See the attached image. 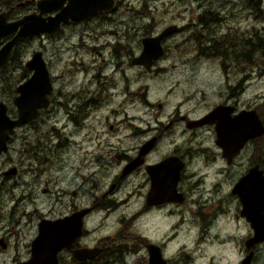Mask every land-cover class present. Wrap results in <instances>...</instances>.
Wrapping results in <instances>:
<instances>
[{
	"label": "rangeland",
	"instance_id": "obj_1",
	"mask_svg": "<svg viewBox=\"0 0 264 264\" xmlns=\"http://www.w3.org/2000/svg\"><path fill=\"white\" fill-rule=\"evenodd\" d=\"M24 1L15 0L11 6ZM116 1L117 6L112 13L97 15L85 23L76 21L65 27L63 32L56 37L40 34L31 35L27 37L28 39L22 38L15 49L17 55H14L9 66L0 75V101L7 105L9 114L16 112V107L12 102L17 95L15 88L30 75L31 70L25 67V63L35 51L43 53L55 87H57V77L65 75L72 78L67 89L77 90L80 83L87 77L86 74L94 75L99 70H101L102 78L90 89H95L97 84L101 88L103 76H106L111 83L104 91L106 97L103 104H100V99H98L92 106L91 126L86 127L85 125L83 129L77 130L72 123L65 125L64 134L60 136V139L64 137L67 141L63 142L61 151H54L52 159L47 163L48 168L52 169L48 170L45 177L34 179L31 182L32 176L29 177L27 174L22 175L20 179H15L12 186L11 182L3 183L0 192V238L5 237L9 243L5 249L0 246V264H8L13 256L19 257L23 253L29 252L28 242L35 234V226H37L39 217L50 213L52 208L58 207L57 200L62 198L69 201L70 196L66 195L67 192H73L83 181V175L89 169L82 166V160L85 159L87 150L91 146L90 135L94 134L92 132L94 129L98 132L101 128H105L107 123L115 125L121 123L120 127L126 129L134 127L138 123L137 117L139 116L143 119L141 123L139 121V124L144 125L145 122H150L151 112L154 116L159 112L166 116L175 107V104L183 101L186 102L182 106L183 111L195 108L194 113L200 114L221 100L220 93L223 91L225 83V72L222 65L216 58L198 56L197 47L191 43L193 39L201 35L244 38L246 35H252L255 30L264 33V15L256 16L255 10L252 9L253 2L245 3L246 0ZM11 6L7 7L0 1V13ZM33 10H35V5L32 4L18 8L10 20H15ZM206 12L218 13L220 23L200 25L198 19ZM132 16H137V23L148 31L160 32L166 26L176 24L179 31L168 37L164 55L157 61L161 66L173 62L186 63L189 66L183 68V71L157 73L159 77H162L161 80H164L162 82L161 80H152V75L156 73L144 75L139 68H133L127 72L114 71L113 64L127 63L123 59V54L119 55L112 49L100 52L97 49H100L102 44L111 39H120V32L125 28L118 21L120 19L128 20ZM145 30H141L140 34L145 35ZM140 34L135 37L130 32L129 38L138 42ZM3 44L4 41H0V47ZM135 52H138V49ZM252 62L253 67L252 65L247 66L244 73H240L233 64L234 68L228 71L229 82L237 85L240 104H253L264 121V60L262 57L253 56ZM244 76L246 78L240 85ZM98 91L96 89L93 95ZM58 96L56 92H51L49 98L53 102ZM62 97L70 101L72 96L63 95ZM145 100L150 103V106ZM158 103L163 105L161 110L158 108ZM103 115L105 117L102 124ZM124 116L127 118H123ZM65 117L62 110L54 104L43 109L39 117L34 120L33 125L31 124L29 127L35 125L40 131L45 129L48 132L53 125H60ZM29 127L25 129L28 130ZM23 131L20 130L19 133ZM37 139L39 137L35 140ZM128 141L134 142L133 139H128ZM57 142L59 140H55V143ZM28 143L32 144L33 141ZM263 144L264 137L256 141L254 149L252 145L248 146L245 154L238 158L240 172L248 164L247 156L252 150L254 152L252 159H255L257 154L255 160L264 170ZM13 145L18 146L20 142L15 141ZM21 148L19 147L18 150L20 151ZM258 148L260 152H257ZM11 154L16 159L17 152L12 151ZM4 159L5 157L0 161L1 164ZM19 159L24 160L25 165H28L26 156L22 155ZM35 163L33 162V164ZM77 163L78 167L75 169ZM80 166L82 167L80 168ZM78 168L80 169L78 170ZM113 169L114 167L110 168L111 173ZM89 184L90 181L82 186L80 184L79 188H81L77 190L78 197L83 203L89 199L91 188L87 189ZM231 186V182L223 181L220 193L211 198L213 202L220 201L224 205L233 204L231 211L223 215L207 211L205 228L202 229L204 230L203 234H201L202 230L198 229L199 227L196 230H188L184 227L172 231L174 238L167 247L170 264H239L245 257L248 250L244 242L252 235L253 231L249 222L240 214L239 199L237 201L234 197L229 196ZM21 188L25 190L26 195L17 200ZM136 188L137 182L126 181L117 193V198L131 193L128 195L127 202L120 205L103 221L99 220L100 215H95L94 220L89 221L91 225L98 224L99 226L101 224L91 233L95 240L103 235L113 236L119 226L120 217L125 218L126 221L129 220L136 208L137 196L134 193ZM43 189L46 191L43 192ZM10 191L13 193L10 194ZM196 221L198 225L201 223L200 219ZM128 232H130L129 236H131V232H134L133 220L132 227ZM134 244V241L129 242L127 246L130 248L117 255L111 264H137L135 252L131 250ZM254 250L250 264H264V243L257 245ZM188 253H194L192 254L194 259L185 258Z\"/></svg>",
	"mask_w": 264,
	"mask_h": 264
},
{
	"label": "flooded vegetation",
	"instance_id": "obj_2",
	"mask_svg": "<svg viewBox=\"0 0 264 264\" xmlns=\"http://www.w3.org/2000/svg\"><path fill=\"white\" fill-rule=\"evenodd\" d=\"M116 2L109 11L99 12L86 21L100 14L112 13L116 9ZM30 4L34 5L33 3ZM28 5H24V7ZM203 18V16L199 17L198 23L203 21ZM116 20L114 21L117 22ZM75 22L70 21L68 24L63 25L62 30L54 36L43 34L48 37H56L63 32L65 27ZM118 23L123 24L126 30L120 32V39H111L102 44L100 49H97L98 52L112 49L119 55L123 54V59L127 63L113 64L114 71L127 72V70L139 68L144 75L156 73L152 75V80H161L162 77H159L157 73L183 71V68L189 66L186 63L179 64L175 62L161 66L157 61L164 55L165 43L169 39L168 37L179 31V27L176 24H170L177 26L176 31L165 35L160 41L162 46L161 55L155 60L152 59L143 64L139 63V59L133 61L142 52L143 39L158 36L170 25L160 32L148 31L137 23V16L129 17L128 20L120 19ZM219 23V19L213 22V24ZM143 29L146 31L145 35L140 34ZM130 32L135 37L140 34L138 42L129 38ZM12 35L5 36L1 42H6ZM229 37L233 38L232 36L225 37L224 35L212 37L201 35L193 39L191 43L197 47L198 56L210 57L204 53L215 44ZM137 49L138 52H135ZM44 61L52 85L51 92H56L59 96L52 102L49 98L50 92L47 106L40 108L37 116L29 122L16 125L13 132L9 134L6 150L0 151V161L5 157L3 163H0V181H2L0 192L2 191L3 183L11 182L12 186L13 181L20 179L22 175L29 174V177L32 176L31 182L34 179L45 177L48 170L52 169L48 168L47 163L52 159L54 151H61L63 142L67 141L64 137L60 139V136L64 134L65 125L72 123L77 130L83 129L85 125L86 127L91 126L93 119L91 115L92 106L98 99H100V104H103L106 97L104 91L111 84L107 77L103 76L101 88L97 84L95 89H90L102 78L101 70H99L94 75L90 73L88 76L86 74L87 77L80 83L77 90L67 89L72 82V78L65 75L57 77V87H55L47 62L45 59ZM230 68L232 70L234 67L230 66ZM223 71L225 72V83L223 91L220 93L221 100L209 106L203 113L195 114V108H192L193 111H183L182 106L186 104L183 101L175 104V107L166 116H163L161 112L156 113L157 115L154 116L151 112L150 122L147 121L144 125L139 124V121L141 123L143 120L139 116L137 117L138 123L134 127L126 129L120 127L121 123L116 125L107 123L106 127L101 128L98 132L94 129L92 131L94 134L90 135L91 146L87 150L85 159L82 160V166L84 165V168L89 169V171L83 175V181L80 183L82 186L90 181L91 185L89 184L87 187V189L91 187L89 199L85 203L80 201L77 192L81 188H79V184L73 192H67L66 195L70 196L69 201H65L62 198L57 200L56 204L58 207L52 208L50 213L39 217L37 226H35V234L28 242L29 252H25L19 257L13 256L8 264L27 262L31 258V244L38 235L41 221H59L55 242L57 245L61 242L63 244L62 246L60 244V248L56 250L55 264H111L117 255L130 248L127 244L131 241L135 243L131 250L135 252L137 264H148L149 245L158 247L166 264H170L167 247L174 238L172 231L179 228L183 229L184 227L188 230H196L197 227L200 230L204 229L207 211L217 213V215L229 213L233 204L224 205L220 201L213 202V199L211 201L212 196L220 193L221 183L223 181L231 182L232 186L229 196L234 197L238 201L237 194L232 191L234 185L247 173L249 168L256 164L260 169L262 168L259 162L255 161L254 158L252 159L254 157L253 150L247 156L248 164L244 170L240 172L238 168V158L245 154L248 146L252 145L254 149L255 141L253 139L247 140L233 158L228 161L223 155L222 148L216 143L215 122L198 123L217 106H228L227 110H230L229 108L233 109L229 112L231 118L242 110L255 109L253 104H240L237 85L229 82L228 67L224 66ZM96 89L99 91L93 95ZM203 94L205 93L203 92ZM63 95H71L72 97L69 101L62 97ZM145 102L150 106L147 100ZM54 104L66 116L60 125H53L48 132L45 129L40 131L35 125L29 127V125H33L34 120L39 117L43 109ZM162 107V103H158L160 110ZM8 115L12 120H15L18 116L17 108L14 114L8 113ZM104 117L105 115L101 119L102 124ZM123 118H127V116ZM261 120L264 124L262 118ZM27 127L31 130H26L25 128ZM20 130L24 131L19 133ZM37 137L39 139L35 140ZM128 139H133L134 142L130 143ZM55 140H59V142L55 143ZM15 141H19L20 145H13ZM31 141H33L32 144L28 143ZM19 147H22L20 151L18 150ZM12 151L17 152L16 159L13 158ZM22 155L26 156L27 166L24 160L21 161L19 159ZM262 158H264V153H262ZM133 161H135L134 168L127 170V166ZM33 162L36 163L33 164ZM77 167L78 163L75 169ZM111 167H114L112 173L110 172ZM129 180L137 182V188L134 192L137 196L135 211L131 214L128 221L120 217L119 226L113 236L103 235L95 240L91 233L100 227L101 224L99 226L98 224L91 225L89 221H93L95 215H100L99 220L103 221L115 212L120 205L127 202L128 195L131 193L122 198H117V193L123 184ZM45 191L46 189H43V192ZM12 193L13 191H10V194ZM25 195V190L19 189L17 200L25 197ZM197 219L201 220L199 225L196 221ZM132 220L134 221V232H131V236H129L130 232L128 230L132 227ZM203 233L204 230L201 231V234ZM132 235H134L133 239ZM126 237H129V240ZM7 243L9 242L5 237L0 238V246L3 249L6 246L8 247ZM262 243L264 242L256 244L253 247V251L255 252L254 248ZM95 249H97V252L92 251ZM48 251L49 249L47 248L43 249L42 256H46ZM192 254L194 253L186 254L185 258L194 259Z\"/></svg>",
	"mask_w": 264,
	"mask_h": 264
},
{
	"label": "water",
	"instance_id": "obj_3",
	"mask_svg": "<svg viewBox=\"0 0 264 264\" xmlns=\"http://www.w3.org/2000/svg\"><path fill=\"white\" fill-rule=\"evenodd\" d=\"M116 0H25L14 7H22L35 3L38 12L26 14L16 20L9 21L14 7L0 13V40L10 35L13 36L0 48V71L5 68L13 56V50L22 36L28 34L38 35L46 33L54 36L62 30V26L70 21L85 22L98 12H107L112 9ZM44 14L47 17H44ZM176 25L166 27L158 36L143 39L141 54L135 59L142 62L155 60L162 53L161 39L174 31ZM132 61V62H133ZM26 67L32 69L31 76L18 85L17 96L14 97L18 116L12 120L7 113V106L0 102V151L6 150L9 134L16 125H22L34 118L40 108L48 104V95L51 90L44 85L48 70L42 53L36 51ZM228 106H217L212 112L203 117L198 123L215 122L217 139L216 143L223 150V155L230 161L245 142L264 134V124L256 109L242 110L232 118L229 116ZM227 110V111H226ZM227 113V114H226ZM135 161L127 166V170L134 168ZM233 193L237 194L241 210L240 214L250 223L252 235L246 239L245 247L249 252L239 264H250L253 258L254 245L264 241V172L256 164L249 168L240 180L234 185ZM59 221L39 223L38 235L31 244V258L27 262L17 264H55L56 250L62 242L56 244V232ZM49 241V242H47ZM49 249L46 256H42L43 249ZM97 252V249L92 250ZM148 264H166L158 247L149 245Z\"/></svg>",
	"mask_w": 264,
	"mask_h": 264
},
{
	"label": "trees",
	"instance_id": "obj_4",
	"mask_svg": "<svg viewBox=\"0 0 264 264\" xmlns=\"http://www.w3.org/2000/svg\"><path fill=\"white\" fill-rule=\"evenodd\" d=\"M0 1L2 2V4L8 7L11 6L15 0ZM247 2H253L252 9L255 10L254 14L256 16L264 15V0H246L245 3ZM202 16L206 17V19H204L203 21H199L202 26L213 25V22L218 21L219 18V14L216 12H206ZM15 54L17 55V51L14 53V55ZM204 54L206 56L215 57L217 60H219L223 69L224 66H226L228 67L229 71L231 70L230 66L234 64V67L238 68L240 73H244L247 69V66L252 65L253 67V56L262 57L264 60V33H259L258 30H255L252 35H246L244 38H226L222 42L217 43L212 48L208 49ZM244 65L246 67H243ZM5 70L6 69H4L1 74ZM244 78H246V76L242 78V80L240 81V85ZM262 137H264V135L253 140L256 143V141L260 140ZM257 152H260L259 148L257 149ZM256 156L257 154L255 155V159Z\"/></svg>",
	"mask_w": 264,
	"mask_h": 264
},
{
	"label": "bare ground",
	"instance_id": "obj_5",
	"mask_svg": "<svg viewBox=\"0 0 264 264\" xmlns=\"http://www.w3.org/2000/svg\"><path fill=\"white\" fill-rule=\"evenodd\" d=\"M11 7H14V6H11ZM9 8H10V7H9ZM9 8H8V9H9ZM18 8H19V7H14V8H13V10H12L10 16L8 17V20H9V21H12V20H10V17H11V15L13 14V12H14L16 9H18ZM8 9L3 10V12H4V11H7ZM34 11L38 12V10L36 9V7H35V10H33L31 13H33ZM98 13H99V12H98ZM27 14H30V13H27ZM24 15H26V14H24ZM24 15H22V16H24ZM46 15H48V14H44V17H47ZM22 16H21V17H22ZM19 18H20V17H19ZM17 19H18V18H17ZM15 20H16V19H15ZM12 34H14V33H12ZM42 34H43V33H42ZM29 35H33V34H28L27 36H29ZM38 35H40V34H38ZM7 36H8V35H7ZM12 36H13V35H12ZM12 36H11V37H12ZM27 36H22V37L20 38V40L18 41V43L21 41L22 38L27 37ZM11 37H10V38H11ZM3 38H4V37H3ZM3 38H1V40H2ZM10 38H8V40H9ZM1 40H0V41H1ZM8 40H6V42H7ZM4 43H5V42H4ZM18 43H17V44L15 45V47H14V50H13V56H14L15 49H16ZM3 45H4V44H3ZM3 45H2V46H3ZM2 46H1V47H2ZM1 47H0V48H1ZM35 52H36V51H35ZM40 52H41V51H40ZM41 53H42V52H41ZM13 56H12V58L8 61V63H7V65L5 66V68H3V69L0 71V74H1V72H2L4 69H6V67L8 66V64L10 63V61L13 59ZM31 57H32V56H31ZM31 57H30V59H31ZM42 58H43V56H42ZM30 59H29V60H30ZM43 60H44V59H43ZM142 61H143L142 59H139V63H143V64H145V62H142ZM45 64H46V63H45ZM25 67H26V63H25ZM26 68H27V67H26ZM28 69H29V68H28ZM30 70L32 71V69H30ZM32 73H33V71L31 72V74H32ZM31 74H30V76H31ZM48 75H49V73H48ZM30 76H29V77H30ZM29 77H28V78H29ZM28 78H27V79H28ZM27 79H26V80H27ZM24 81H25V80H24ZM24 81H23V82H24ZM21 83H22V82H21ZM21 83H19V84H21ZM19 84H18V85H19ZM18 85L16 86V88L18 87ZM44 85H45L46 87H48L49 90H52V85H51V83H50L49 76H48L47 79L45 80ZM16 88H15V89H16ZM50 92H51V91H50ZM49 94H50V93H49ZM0 102H3V101H0ZM3 103H4V102H3ZM4 104H5V103H4ZM5 105H6V104H5ZM36 116H37V115H36ZM36 116H35V117H36ZM35 117H34V118H35ZM32 119H33V118H32ZM29 121H30V120H29ZM29 121H28V122H29ZM18 125H19V124H18ZM262 135H263V134H262ZM251 229H252V228H251ZM252 231H253V230H252ZM263 242H264V241H263ZM254 246H255V245H254ZM254 246H253V247H254ZM253 247H251L250 249L253 250ZM248 250H249V249H248ZM253 256H254V251H253Z\"/></svg>",
	"mask_w": 264,
	"mask_h": 264
}]
</instances>
